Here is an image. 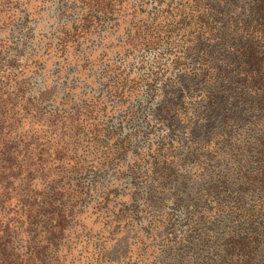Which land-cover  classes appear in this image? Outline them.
<instances>
[{
    "label": "trees",
    "instance_id": "obj_1",
    "mask_svg": "<svg viewBox=\"0 0 264 264\" xmlns=\"http://www.w3.org/2000/svg\"><path fill=\"white\" fill-rule=\"evenodd\" d=\"M18 1L0 0V16ZM123 2L82 0L87 14L81 30L97 12L107 15ZM165 8L164 32L182 39L174 67L181 64L178 59L193 65L187 80L180 77L182 93L200 91V97L193 95V126L201 131L197 141L213 146L216 166L223 168L201 185L188 210L193 225L175 243L182 248L168 247L159 262L264 264V0H171ZM136 37L128 44L135 45ZM159 41L152 37L148 45ZM2 66L0 60V264H80L81 253L96 248L92 238L107 234L110 242L119 232L111 227L115 220L106 227L101 218V229L89 235L82 220L84 185L77 176L86 170V154L92 153L96 167L95 150L104 149L102 163H111L122 156L127 141L94 143L104 134L110 109L104 100L92 97L89 104L79 100L71 106L65 97L62 112H43ZM116 70L109 71L105 97L120 96L126 103L131 92L124 94L126 83ZM175 85L167 83L165 91ZM176 95L177 90L171 93L173 100ZM137 115L127 116L131 122ZM96 219L100 223L99 215ZM100 245L97 264L105 253Z\"/></svg>",
    "mask_w": 264,
    "mask_h": 264
},
{
    "label": "rangeland",
    "instance_id": "obj_2",
    "mask_svg": "<svg viewBox=\"0 0 264 264\" xmlns=\"http://www.w3.org/2000/svg\"><path fill=\"white\" fill-rule=\"evenodd\" d=\"M81 2L19 0L1 14L2 67L19 92L41 103L43 112H62L65 97L71 106L79 100L89 104L92 97L104 100L110 109L103 120L104 134L94 143L127 141L122 156L111 163H102L104 149L95 150L100 161L96 167L91 166L92 153L86 154V170L77 176L84 185L86 218L81 219L89 235L95 236L99 225L101 229V218L106 227L115 220L111 227L118 226L119 232L110 242L107 234L92 238L96 248L83 251L80 264H97L99 244L105 250L101 264H160L168 247L174 246L175 252L182 248L175 243L193 225L188 210L201 194V185L223 168L216 166L213 146L197 141L201 131L193 126L197 121L193 95L200 97V91L182 93L180 77L187 80L192 61L178 59L181 64L174 67L182 39L169 38L160 17L167 14L165 5L171 0L158 4L124 0L123 7L115 5L112 13L97 12L92 22L85 23L86 31L81 28L87 8ZM74 31L77 34L70 37ZM134 36L135 45L128 44ZM152 37H159V44L148 45ZM114 67V74L126 83L124 94L131 92L124 96L126 103L120 96L105 97L109 89L105 81ZM170 82L176 85L167 93ZM176 90L174 101L171 93ZM132 112L138 115L130 122L127 115Z\"/></svg>",
    "mask_w": 264,
    "mask_h": 264
}]
</instances>
